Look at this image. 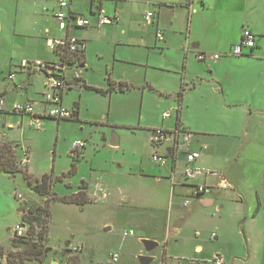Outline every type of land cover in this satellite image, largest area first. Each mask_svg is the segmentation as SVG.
I'll use <instances>...</instances> for the list:
<instances>
[{"label": "crops", "instance_id": "obj_1", "mask_svg": "<svg viewBox=\"0 0 264 264\" xmlns=\"http://www.w3.org/2000/svg\"><path fill=\"white\" fill-rule=\"evenodd\" d=\"M25 1L28 2V7L22 9L26 12L24 16L39 17L42 20L37 23H21L19 30L23 33H34L41 26L43 36L35 39L36 43L32 48L35 54L29 56L20 54L16 59L12 56L9 59H0V98L6 101L4 110L0 111V146L11 145L19 162L26 157L28 163L23 167L34 176L31 172L29 145L23 146L20 139L31 129L28 125L30 117L12 113L11 107L14 103L39 104L48 92L45 75L41 72L20 70L19 65L22 61H41L61 67L59 58L46 44L47 39H58L56 35L50 36L53 31L50 32L46 24H56L53 12L58 9L59 0ZM64 1L68 3L69 10L73 14L83 16L88 14L94 21L98 12L113 19L116 17V21L102 26V29L96 27L102 30L103 36L109 32L105 30L107 26L119 28L124 18L140 19L142 25L139 28L133 26L120 30V33L127 37L120 43L123 46L133 45L146 49L148 55L143 59L138 58L139 56H135L133 60L118 58L120 60L118 64L124 68L137 66L139 72H144L141 77L145 86H148V91L153 88L156 92L155 80L158 78H150L148 70L163 69L160 65L152 63L150 59V49H153L154 43L149 42L147 35L149 30H154L156 45L161 47L157 48L160 50L159 55L167 64L165 71L171 74L168 75L169 78H174L177 83L176 88L172 87L171 92L175 100L174 103H169L167 109L172 110L169 119L163 118V113L167 111L163 110L161 123L153 122L148 126L150 128L140 129L146 130L148 139L149 132L159 128L166 131L179 129L190 133L192 136L190 150L199 154L193 167L211 170L218 174V177H201L196 181L210 187V192L191 200L187 209H183L180 204L186 192L181 177V170L185 164L182 153L174 155L168 166L164 168L157 166L151 159L152 165L159 167L161 171L151 170L139 175L128 174L131 178H135L133 190L131 187H122L120 182H117L116 174L113 180L107 178L109 185L106 184L103 180H106L107 175H104L101 185H96L102 187L106 198L94 203V205L100 204L103 213H107L102 226L118 224V219H121L128 223L129 230L137 231L142 235L140 239L152 240L165 246L163 253L165 257L168 256L169 249L170 255L176 253L175 258L184 259L186 264H216L211 261L214 256L221 257L223 260L221 264H264V0ZM149 11L155 12V19L151 24H146L144 16ZM114 23L116 25L113 27ZM89 28L93 27L85 30ZM243 29L250 30L255 36V48L244 50L245 54L240 57L229 56L232 46L240 41ZM75 30L78 29H72L69 33L84 39L76 34ZM158 31L163 34L162 41L156 39ZM58 32H62L63 38L65 37L66 31L58 29ZM135 35L138 42L129 44L127 40L135 39ZM1 45L2 42H0V50ZM24 49L29 52V48L24 47ZM48 52L55 58L50 57ZM198 53L221 54L222 57L218 61L200 62L196 59ZM38 54L40 55L37 56ZM114 58H117L116 53ZM74 69L80 70V76L73 80ZM178 70L181 73H177ZM65 73L69 79V86L60 92V102L63 107L72 110L76 118L45 119L43 124L48 120L57 124L62 121L101 124L102 122L88 117L87 113L83 116L84 109L85 112L90 110L89 96L109 99L99 101L101 119L102 109L106 108V113L109 115L111 105L107 106V104L113 101L114 94L127 92L136 94L129 79L113 80L112 70L106 81L109 78L115 87L122 84L127 89L123 92L110 90L108 93L95 90L105 92L109 89V83L107 81L105 87L93 82L86 66V57L83 66L72 68L70 71L66 69ZM11 74H14L12 79L9 78ZM35 74L43 76V90L38 89ZM140 90V103H143L151 94L149 92L146 95L144 88ZM181 91L182 97L179 101L178 93ZM157 93L167 98L166 101L171 100L168 97L170 93L165 89L157 90ZM35 109L38 111L39 107L36 106ZM96 115L94 117H97ZM103 138L105 139V134ZM113 139L116 140V146L119 145V138ZM85 148L86 146L79 151L76 150L79 158H83ZM168 148V144L164 143L156 146L154 152L164 155ZM70 155L72 156V152ZM54 160L55 157L53 162ZM142 182L166 190L167 203L166 209L161 208L162 214L159 213L157 203L149 202L147 208H134L129 205L139 194L137 185ZM81 184L87 183L82 181ZM95 186L92 190L87 184L88 189L85 191L87 196L95 195ZM113 190L118 192L119 202L123 205L116 204L117 199L112 196ZM119 208L121 214L116 216L113 210ZM125 212L128 215H123ZM213 233L216 237L212 240L210 236ZM49 246L52 247L51 244ZM141 256L148 257L146 261L153 259L151 255ZM169 260L164 259V262L171 264Z\"/></svg>", "mask_w": 264, "mask_h": 264}, {"label": "rangeland", "instance_id": "obj_2", "mask_svg": "<svg viewBox=\"0 0 264 264\" xmlns=\"http://www.w3.org/2000/svg\"><path fill=\"white\" fill-rule=\"evenodd\" d=\"M25 7H28V2L25 0L0 1V42H2L0 59H9L11 56L16 59L20 57V54L28 56L35 54L32 48L36 43L35 39L42 38L43 27L40 26L34 33L27 32L25 29L27 33H23L19 30V25L21 23H37L42 19L33 16L25 17L26 12L22 11ZM84 16L94 23L93 17L88 14ZM43 21L45 20L43 19ZM115 25L116 23L113 24V27ZM140 25H142L140 19L124 18L119 28L107 26L105 30L109 32L105 36L102 35V28L97 29L95 26L88 30H75L76 34L87 41L85 48L86 66L91 73L93 82L106 87V78L112 70L111 78L115 81L123 78L129 79L134 86L136 94L129 92L114 94L113 101L111 103L109 101L107 104V106L111 105L109 115L106 113V108L102 106L105 110L102 109L101 119V113L99 112L101 110V102L99 101L104 99L108 101L109 99L99 98L95 95L89 96L90 110L85 112L84 109L83 116L87 113L88 117L102 122L101 124L94 122L79 123L76 121H73V123L62 121L57 124L55 121L48 120L44 121L41 131L38 132L34 129L32 130V128L27 129L28 131L25 132L24 136L20 137L23 146L29 145L32 162L31 172L34 177L51 174L53 184L50 192L52 195L70 196L78 190L79 186L82 185V181L89 184V187L91 186L93 190L96 184L101 185L102 176L104 175H107V177L103 181L109 185L107 178L113 180L114 174H116L117 182H120L122 187H131L133 190V179L135 178H131L128 174L139 175L148 173L151 170L155 172L161 171L159 167L151 163V157L155 153L154 148L156 146L151 143L150 138H147L148 133H146V130L140 128H150L148 126L153 122L161 123L163 110L168 109L169 103H174L175 97L171 92L172 87L175 89L177 83H175L174 78H169L170 76L168 75L171 74L165 71L167 64L165 59L159 55L160 50L157 48L161 47H158V44L156 45L153 29L149 30L147 35L149 42L154 43L153 49H150V59L152 63L160 65L163 70L159 68L156 71L148 70L150 72L149 76L152 79L158 78V80H155L156 89H165L167 93H170L168 97L171 100L168 99L170 101H166L167 98L159 95L157 90L155 92L153 88L148 91V86H145L144 79L141 77L144 72H139L137 66L131 65L124 68L118 64L120 58L133 60L136 58L135 56H139L138 58L143 59L148 55L146 49L134 47L133 45L123 46L120 43L127 38L126 35L120 33L122 28L133 26L139 28ZM46 26L50 32L53 31L50 36L56 35V38L63 39V33L58 32L57 23H47ZM135 41L136 43L138 42L136 35L135 39L127 40L129 44ZM41 43L43 42L41 41ZM24 47L29 48V52H26ZM115 53L117 58H114ZM50 57L54 56L50 53ZM177 73H181V71L178 70ZM161 76L162 78H160ZM35 78L38 89L43 90V76L35 74ZM142 88H144L146 95L149 92L151 95L143 103H140L139 93H141L140 89ZM175 104L177 105L176 101ZM95 114H97V117H94ZM172 118L174 121V113ZM139 125L140 127H138ZM103 134H105V139ZM80 137L84 138L83 140L86 143V148L83 150V158H79L74 162L75 173L68 175L72 157H75V153H72V156L70 155L73 152L72 145L76 141H83L76 139ZM116 137L119 138V145L116 147L111 146L112 139ZM53 157H55L54 162ZM87 184H84V187H87ZM98 186H95V192L98 190ZM137 186L139 194L129 205L134 208H147L148 206L146 205L149 202L152 204L157 203L159 213L162 214L161 208L165 207L166 209V190L161 187L155 188L143 182ZM99 187L104 192L102 187ZM156 195L158 196L157 199ZM112 196L117 199L116 204L123 205L122 202H119L116 190H113ZM88 199L89 203L84 206L67 204L58 200L50 201L47 206L45 198L31 191L21 174L10 176L0 172V248H2V253L8 256L0 260V264L19 263L16 253L22 251V248L16 249L12 247V237L14 228L22 224V219L24 220L20 212L21 207L25 209V214L28 217L30 216L29 213H34L38 208L48 211L49 238L47 242H36L41 247L46 246V248L49 247L51 249L45 253L47 264L51 261L65 264V262L70 261L69 259H73L72 263L75 264H166L164 259L167 261L176 257V253L175 255H170L169 249L168 256L166 255L165 257L163 255L165 246H162L161 243H157L155 246H144L142 239L139 238L142 235L137 231H133V233L135 232L133 236L124 237L123 233L131 230H129L130 226L128 223L121 219H118V224L103 227L102 223L107 213H103L100 204L94 205V203H99L103 199L99 200L98 196L95 195H92V197L88 196ZM113 211L116 212V216L121 214L120 208ZM129 211L131 212L132 209ZM124 214L125 216L128 215L126 212ZM33 225L37 232L41 231L38 223L35 222ZM107 228H110V230H107ZM183 235L187 236L186 234ZM67 243L72 247L69 248ZM50 244L53 248L49 246ZM76 247H79V251L74 252L73 248ZM113 253L118 254V262L116 263L111 262V254ZM179 253L177 252V254ZM142 254L145 256L151 255L153 259L142 261L140 259ZM169 261L171 264H186L184 259L175 258ZM25 264L38 263L32 261Z\"/></svg>", "mask_w": 264, "mask_h": 264}, {"label": "built area", "instance_id": "obj_3", "mask_svg": "<svg viewBox=\"0 0 264 264\" xmlns=\"http://www.w3.org/2000/svg\"><path fill=\"white\" fill-rule=\"evenodd\" d=\"M155 12L149 11L144 16V21L146 24H151L155 19ZM53 18L57 23L58 29L66 31V35L63 39H47V47L50 48L53 52L56 51L59 47L68 45L69 51H75L77 47V40L74 37H71L69 32L72 29H86L88 27L95 26L101 28L106 24H111L113 21H116L117 18L106 17L103 13L98 12L96 14V20L94 23L88 17L83 15L73 14L69 10V5L64 0L58 1V9L53 12ZM156 39L158 41L163 40V34L158 31L156 33ZM256 38L253 33L248 29H243L242 36L240 41L232 46L229 56L240 57L243 56L244 50H251L255 48ZM222 57L221 54H207V53H198L196 59L200 62H207L209 60L218 61ZM20 70L22 71H36L41 72L45 75V86L48 90L44 95V99L39 104L34 103H14L11 107V112L23 116L27 115L30 117L28 125L30 128L39 131L42 128L43 120L53 119V120H64L71 119L73 116V111L66 109L61 105L60 92L66 89L69 86V79L65 73L64 67H59L56 64H48L41 61H22L19 65ZM61 71V72H60ZM63 71V72H62ZM14 74L9 76L12 79ZM80 76V70L74 69L72 71V78L78 79ZM6 105V101L3 98H0V111H3ZM38 106L39 110L36 111L35 107ZM172 115V110H167L163 113V118L168 119ZM149 138L153 145L159 146L161 144H168V151L164 155H160L155 152L151 159L159 167H167L170 159L182 153L184 155V166L181 170V177L184 182L185 187V197L181 202V207L187 209L191 200L196 199L200 196L207 195L210 192V187L204 183H197L196 181L201 177L215 176L218 177V174L211 170H204L199 168H194L193 163L199 157L197 152H192L190 150L192 136L188 132L180 131L175 129L173 131H166L163 128L154 129L149 132ZM86 146L84 141H76L72 145V151L76 152L83 149ZM28 163V159L25 157L21 160V165L24 166ZM94 193L95 196H98L99 200L105 198L106 193L100 190ZM27 227L24 223L17 225L14 228L13 235L16 238L27 237ZM133 231L124 232L123 236H133ZM216 235L211 234L210 238L215 239ZM74 252L79 251V247L73 248ZM118 261V254H111V262L116 263ZM216 264H221L223 260L221 257L214 256L211 260ZM75 264V263H69Z\"/></svg>", "mask_w": 264, "mask_h": 264}, {"label": "trees", "instance_id": "obj_4", "mask_svg": "<svg viewBox=\"0 0 264 264\" xmlns=\"http://www.w3.org/2000/svg\"><path fill=\"white\" fill-rule=\"evenodd\" d=\"M77 15V14H76ZM79 15V14H78ZM77 29V28H75ZM73 33V32H72ZM71 37H74L77 40V47L75 51H69V47L67 44L59 47L54 54L59 58V62L66 72L72 68H78L84 65L85 63V48L86 41L81 39L75 34L69 33ZM55 65V64H53ZM62 71V72H63ZM61 72V71H60ZM109 89L107 91H102L99 89H95L100 93H108L110 90H116L119 92H123L127 89L126 86L119 84L117 87L113 85V82L108 78ZM91 89V87H86ZM182 91L178 93V100L181 101ZM72 118H76V114L73 112ZM75 157H72L71 168L68 171V175L75 173V161L79 159V155L76 152ZM0 172L5 173L10 176H15L17 174H21L25 182L27 183L29 189L39 196L45 198L46 205H49L51 201H61L67 204H75L78 206H84L89 203V199L87 194L85 193L86 187L84 184L80 185L78 191L75 194L70 196H57L56 194H51L50 188L52 187L53 182L51 181V174H44L41 177H34L29 174L27 170L21 165V162L17 160L12 150L11 145L4 144L0 146ZM63 176H65L63 174ZM20 212L22 213V223H24L27 227L28 233L27 237L16 238L13 235L12 247L13 248H22V251L16 253V257L19 260L18 264H25L27 262L35 261L38 264H47L46 263V255L45 253L51 250L46 246H39L36 244L37 241L47 242L48 239V211L45 209L38 208L34 213H29L28 217L25 214V209L23 207L20 208ZM38 223L40 232L35 230L33 223ZM47 224V225H46ZM8 257L7 254L2 253V248H0V260ZM70 261L65 262V264L72 263L73 259H69ZM53 261L49 262L51 264ZM12 264V262H11ZM56 264H60L56 261Z\"/></svg>", "mask_w": 264, "mask_h": 264}, {"label": "water", "instance_id": "obj_5", "mask_svg": "<svg viewBox=\"0 0 264 264\" xmlns=\"http://www.w3.org/2000/svg\"><path fill=\"white\" fill-rule=\"evenodd\" d=\"M111 145L116 146V140L115 139H112ZM142 243L144 246H155V245H157L156 242H154L152 240H147V239L142 240ZM140 259H142V261H146L148 259V257L141 256ZM52 264H56V262L54 261Z\"/></svg>", "mask_w": 264, "mask_h": 264}, {"label": "clouds", "instance_id": "obj_6", "mask_svg": "<svg viewBox=\"0 0 264 264\" xmlns=\"http://www.w3.org/2000/svg\"><path fill=\"white\" fill-rule=\"evenodd\" d=\"M77 153V152H76ZM21 162V161H20ZM56 262V261H55ZM118 262V261H117ZM53 263V262H52Z\"/></svg>", "mask_w": 264, "mask_h": 264}]
</instances>
